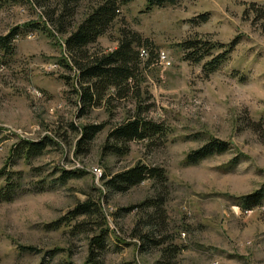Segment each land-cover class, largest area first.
Instances as JSON below:
<instances>
[{
	"label": "rangeland",
	"instance_id": "374dc122",
	"mask_svg": "<svg viewBox=\"0 0 264 264\" xmlns=\"http://www.w3.org/2000/svg\"><path fill=\"white\" fill-rule=\"evenodd\" d=\"M98 1L0 0V36L17 28L0 50V188L8 171L19 172L20 186L0 201V264H86L90 239L100 232L102 246H93L87 264H264V15L256 19L250 10L253 4L264 14V2L176 0L146 9L144 0H133L120 7L85 52L115 47L120 28L146 39L157 57L142 72L145 115L168 132L129 141L116 156L102 145L132 103L118 101L112 112L99 105L77 117L76 70L64 47ZM193 38L234 45L204 74L178 46ZM90 123L103 127L76 154L78 129ZM43 136L51 141L41 155L10 157L18 140ZM209 138L228 149L186 163V153ZM136 163L161 169L164 180L107 189L110 174ZM61 169L80 173L57 184ZM258 189L259 203L241 209L238 198ZM83 202L94 213L71 217Z\"/></svg>",
	"mask_w": 264,
	"mask_h": 264
},
{
	"label": "trees",
	"instance_id": "16d2710c",
	"mask_svg": "<svg viewBox=\"0 0 264 264\" xmlns=\"http://www.w3.org/2000/svg\"><path fill=\"white\" fill-rule=\"evenodd\" d=\"M133 0H100L85 13L80 22L64 38V47L69 54L74 69L76 70L78 99L77 117L85 115L90 108L102 106L108 112H112L121 100H129L132 103V112L126 114L118 123L114 124L107 132L105 142L102 145L103 152L112 155H122L127 152L128 142L132 140H146L151 142L155 138H163L168 128L162 122L146 117L149 105L145 104L146 92L141 91L140 83L143 80V69L152 61L154 55L146 39L125 28L118 30L116 45L108 51L85 52V47L95 43L118 16L121 6ZM176 0H144L145 8L162 7L173 4ZM261 1L264 0H253ZM256 19L263 17L262 11L251 4ZM200 20L205 19V14L199 15ZM28 23L26 25H33ZM59 27L61 26L58 22ZM17 28L11 29L8 34L0 36V50L5 51L10 38L15 35ZM60 29V28H59ZM234 42L226 44L207 42L197 38L186 39L178 44L182 50V57L194 63H200L204 74L214 72L222 65ZM145 55H140V50ZM215 51V52H214ZM68 67H70L68 65ZM128 112V111H127ZM70 128L76 130L72 124ZM103 127V123L83 124L78 129L75 140L74 152L83 153L94 135ZM51 139L43 136L35 141L20 139L10 149V157H23L25 160L41 155L44 148L50 144ZM228 149V143L224 140L209 138L199 147L188 151L184 157L186 163L194 164L212 154H219ZM19 172L8 171L4 174V184L0 188V201L10 200L14 191L19 189L17 180ZM78 170L61 169L57 178V184H63L67 179L76 177ZM145 179L164 180L163 171L154 166L136 163L130 167L110 174L105 180L107 189L115 192H123L128 188L142 182ZM16 181V182H15ZM262 198L261 190L240 196L238 206L245 210L256 206ZM145 203H150L145 202ZM155 204V202H151ZM150 204V205H151ZM133 206L125 208L131 209ZM93 204L88 202L78 203L69 213L71 217L78 215L89 216L94 213ZM70 219V218H69ZM139 236V234H138ZM149 241L147 236H140ZM158 244V242H155ZM101 248L102 233L90 239V248L86 264L93 257L92 248ZM41 264V263H40Z\"/></svg>",
	"mask_w": 264,
	"mask_h": 264
},
{
	"label": "built area",
	"instance_id": "2783aa9c",
	"mask_svg": "<svg viewBox=\"0 0 264 264\" xmlns=\"http://www.w3.org/2000/svg\"><path fill=\"white\" fill-rule=\"evenodd\" d=\"M140 55H145V51L141 49V50H140ZM159 58H160V59L163 58V54H162V53L159 54ZM92 171H93V173H94L95 175H98V170H96L95 168H93ZM245 211H247V210H245Z\"/></svg>",
	"mask_w": 264,
	"mask_h": 264
},
{
	"label": "bare ground",
	"instance_id": "6f19581e",
	"mask_svg": "<svg viewBox=\"0 0 264 264\" xmlns=\"http://www.w3.org/2000/svg\"><path fill=\"white\" fill-rule=\"evenodd\" d=\"M96 170H98V169H96ZM98 175H99V171H98Z\"/></svg>",
	"mask_w": 264,
	"mask_h": 264
}]
</instances>
